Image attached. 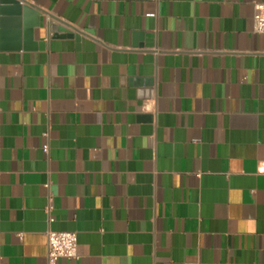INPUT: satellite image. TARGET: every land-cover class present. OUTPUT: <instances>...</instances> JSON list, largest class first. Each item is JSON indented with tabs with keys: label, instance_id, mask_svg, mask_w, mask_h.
I'll return each mask as SVG.
<instances>
[{
	"label": "crops",
	"instance_id": "crops-1",
	"mask_svg": "<svg viewBox=\"0 0 264 264\" xmlns=\"http://www.w3.org/2000/svg\"><path fill=\"white\" fill-rule=\"evenodd\" d=\"M24 1L26 48L0 3V264H46L47 230L77 233L55 264H264V0Z\"/></svg>",
	"mask_w": 264,
	"mask_h": 264
},
{
	"label": "built area",
	"instance_id": "built-area-1",
	"mask_svg": "<svg viewBox=\"0 0 264 264\" xmlns=\"http://www.w3.org/2000/svg\"><path fill=\"white\" fill-rule=\"evenodd\" d=\"M252 22L255 32L264 33V2L254 4ZM75 257H77V233L75 231H46V264H55L58 258Z\"/></svg>",
	"mask_w": 264,
	"mask_h": 264
},
{
	"label": "water",
	"instance_id": "water-1",
	"mask_svg": "<svg viewBox=\"0 0 264 264\" xmlns=\"http://www.w3.org/2000/svg\"><path fill=\"white\" fill-rule=\"evenodd\" d=\"M3 6H7L11 12L12 17L16 21V25L22 27L23 38H24V48L31 47L32 38V28L38 26L40 21L38 17L40 16V11L35 9L33 6L24 2L23 0H0ZM49 29L58 36H68L77 37L69 26L58 20L57 18H52L48 22Z\"/></svg>",
	"mask_w": 264,
	"mask_h": 264
}]
</instances>
